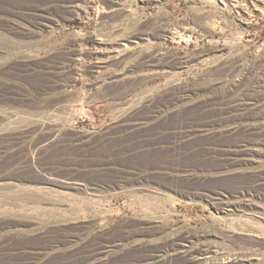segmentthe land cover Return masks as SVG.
I'll list each match as a JSON object with an SVG mask.
<instances>
[{"label": "rangeland", "instance_id": "rangeland-1", "mask_svg": "<svg viewBox=\"0 0 264 264\" xmlns=\"http://www.w3.org/2000/svg\"><path fill=\"white\" fill-rule=\"evenodd\" d=\"M253 6L0 0V264H264Z\"/></svg>", "mask_w": 264, "mask_h": 264}, {"label": "bare ground", "instance_id": "bare-ground-1", "mask_svg": "<svg viewBox=\"0 0 264 264\" xmlns=\"http://www.w3.org/2000/svg\"><path fill=\"white\" fill-rule=\"evenodd\" d=\"M240 4V3H239ZM238 4V5H239ZM253 4L255 5V10H258V11H264V0H253ZM124 48L127 46V45H122ZM128 47V46H127ZM104 50V49H103ZM104 52V51H102ZM227 263V262H226ZM229 263V262H228Z\"/></svg>", "mask_w": 264, "mask_h": 264}]
</instances>
